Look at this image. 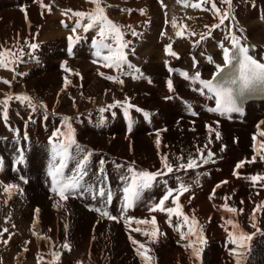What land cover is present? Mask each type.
<instances>
[{
  "label": "bare ground",
  "instance_id": "1",
  "mask_svg": "<svg viewBox=\"0 0 264 264\" xmlns=\"http://www.w3.org/2000/svg\"><path fill=\"white\" fill-rule=\"evenodd\" d=\"M8 1L0 0V18L3 23L0 24V47L11 49L16 53L18 59L15 64H10L9 68H2L5 75L13 76L18 72V63L20 60L23 58L25 60L26 56L34 51L29 48L28 45L30 43L39 45L41 41L36 39V36H39L36 35V31L40 28L39 26L45 23V20L48 22L53 21L54 23H51L55 24L57 28L55 27L56 29L54 31L52 30L53 32H45L42 37V39H46L44 40L45 43L43 44V48L48 45L52 46L58 42L68 48L67 38L71 34L68 27H72V25L70 26V24H67V27L65 26L67 17L65 14L60 16L49 15L48 6L51 0H43L44 3L42 0H33L34 4H31L32 6L27 4V8H25L27 9L26 12H28V15L25 21L21 16L18 18L19 11L12 8V4ZM41 1L43 3L42 8L40 7ZM70 2L64 1L62 4L67 6L73 4L75 11H87L93 7L91 4H88L86 0L83 1L86 2L83 5H86L88 9H82L83 5L80 3V0ZM105 2L107 4L106 8L109 9H106L108 17L122 26L126 41H129L130 44H136L138 59L134 60L129 53H127V58L129 63L140 69V72H133L135 73L134 76L131 75L127 77V75L118 73L114 68H107L109 72L119 75L123 83L121 84L116 81H105L106 83H104L103 80L102 84L93 86V98H91L89 102H82L80 99H77L76 102H71L70 106L75 108L71 114H68V117L72 118L70 123L74 129L77 143L85 150L93 153L88 165V176L85 177L86 186L88 184L94 187L99 186L98 181L101 177L99 171L101 167L100 161H104L103 175L107 178L106 187L114 191L113 194H119L118 197L115 198L112 208L107 206L113 216L121 217V190L123 182L119 177L126 172L127 167L131 165L137 170L157 171L162 168L160 157L162 155H167L169 157V160L173 163L174 171L165 176L158 177L153 187L145 190L141 199L126 213L127 216L134 217L135 219L150 220L152 216H155L159 231L163 234L158 237L156 242H152V245H150L151 243H148L150 241L148 238L144 237L141 233L133 231V229L138 226L150 230L149 225H137L135 220H133L129 227L125 225L123 218L118 220H110L106 217L102 218L99 213L93 210L95 207L101 206V201L99 198L93 199L89 192H83V194L77 192L70 195L66 201H60L63 207L59 208L55 206V203L50 201L49 203L43 199L45 197L48 199L51 197L49 191L45 190L44 196H36V193L35 195L32 193L34 195L32 200H34L35 204L28 205V207L33 206L37 208V204L45 202V212L41 214L44 218V231H42V233L46 232V234L52 236L55 241L58 238L60 239V237L64 240L66 239V227L63 221L73 219L75 226L73 231L74 240L72 241L73 243L70 244V247L72 248L73 246V248L72 252H69L67 257L70 259H73V256L76 257L78 264H99L100 252H106L108 255L112 256V258L115 259L114 264H142L140 257L136 255L135 248L129 239L130 235L132 238L146 243L147 246L151 248L152 251L150 254L154 257V264H193L192 259H190V251L186 250L183 246L185 241H181L179 233L175 230L174 226L178 222L176 217H173L172 226H170L167 222L166 213L148 211L149 206L158 202L165 194L168 187L176 189L179 183L183 182L189 187V191L184 192L179 198V203L182 205V210L185 214L189 216L195 215L199 224L203 226L204 234L207 239V244L204 246V251L202 253V264H234V258L230 255V249L233 245L229 243L227 232L222 225L225 224L226 219L232 218L240 225L243 231L249 234L255 231L252 227V220L250 217L253 213L255 204L264 202V187L261 186L264 182H258L253 185L247 177L258 173L264 174V160H261L258 156L254 162L245 163V166L239 170H236L235 166L241 160H251L253 155L256 154L253 148L254 141L252 139L254 135L257 141L264 139V137L258 136L260 131H264V124L259 127V130H256L257 127L254 125L261 117L264 118V103H261L259 107L256 104L252 105L244 123L223 121L221 126L213 122L210 124L208 121L211 122V116L202 110L207 100L200 95V91H198V82L187 79L180 73L186 71L191 74L195 71H199L203 79L210 78L215 72L214 63L223 64L222 50L218 45L221 41L226 43L229 31H234L240 39L249 44L253 52L257 53L258 56L264 57V35L257 31L253 34L249 33V28L245 25L246 23L244 26L238 22L233 23L232 21L233 24L230 26L228 25L229 27L223 24V27L220 26L218 29H213L210 36L199 44L194 45V41L199 39V34L207 33L205 25L211 26L215 24L214 18L207 16L200 21V18L203 17L197 18L195 13L194 16H187L189 19L180 17L181 15H179L175 18L176 27H173L172 21L166 20L169 21V23H167L170 25L162 27L165 29L162 31V34L161 28L158 29L157 24L154 23V25H151L152 23H150V25L145 26V23L142 22L152 16H156L155 19L159 21L155 4L154 6L150 4V2H154V0H139L137 5L142 3L139 5L140 7H135V9L131 11L126 10L124 7L118 9L117 6L116 10L111 9L109 5L114 4L113 0H105ZM127 3L128 2H124L119 5H126ZM141 9L144 10V14H141ZM75 19L74 17L73 22ZM17 20L20 23H18ZM138 23L142 29H131L128 27H137L135 25ZM160 25L161 21H159L158 26ZM249 25L250 27H255L253 23ZM256 28L257 27L254 29L256 30ZM132 30L138 35H132ZM80 31L83 32L82 29H80ZM189 31L196 32L197 35L176 36L177 32L187 34ZM89 32L96 33V30H90ZM77 34L80 35L78 32ZM21 43L22 45H20ZM169 43L172 44V50L178 54V58L165 52V46ZM157 46H160V49H154L157 48ZM225 46L230 47L229 41ZM21 50L23 51L21 52ZM81 51L82 50H77V52L81 54L78 57H81L82 61L83 59H88V57L91 58V56L87 55L88 53L84 54L81 53ZM141 52L144 53L145 58L140 57L139 53ZM167 55L168 58L165 59ZM209 56L213 57L214 63L209 62ZM147 57H149L150 60ZM165 62H167V64ZM82 63L83 62H81V64ZM66 64L68 63L61 64L60 66L65 67ZM86 67L88 69L89 66ZM126 67L127 65L124 66V68ZM169 67L175 71L170 72L168 70ZM129 71L131 70H127L126 72ZM99 73L98 70H93V72L88 70L83 78H91V76L95 78V74ZM169 79H171L173 83L172 89L168 88ZM24 89L27 90L26 87H24ZM23 92L25 93L27 91ZM36 93L43 94L39 89ZM126 98L128 103L142 110L136 111V108L129 110L131 128H129V117L124 115L122 107L119 105L112 108L108 107L109 105L115 104L116 101L123 102ZM88 99H90V97ZM32 101L37 105L36 109L41 108L37 98H32ZM21 103L24 105L23 102ZM187 103L188 105L190 104L192 108L196 107L200 112L198 117L192 118L190 114L192 110L189 111ZM20 105L18 106L20 107ZM46 105L51 107L53 103L51 105ZM89 107L91 120L88 119L86 116L87 114L85 115L83 113V111ZM101 108L106 110L101 112ZM36 109L35 111L31 110V113H36L38 110ZM46 112L45 113L48 114L50 118L54 116L49 113V111ZM144 112L149 113V115L145 117ZM31 113L30 115H32ZM38 113L39 112H37V114ZM77 113L81 114L78 115ZM21 115L22 114H20V116ZM30 115L27 117L26 123L22 122L21 126L27 129L28 137L32 138L34 136L33 125L42 122L46 116L42 113L40 118L36 117L33 119ZM39 115L40 114H38V116ZM64 116L67 115L64 114ZM64 116L56 118L55 126L57 125V128L66 131L63 124ZM22 119L23 118H21V120ZM192 119H196V121L192 122ZM33 121L35 122L31 125ZM11 123L14 125V122ZM208 125H211L220 132L221 138L219 140L215 138V133H212L211 137L209 136ZM48 126L49 128L42 127L43 129L40 130L39 127L37 129L40 136L44 139L40 138L41 141L38 143V146H41V144L45 146V148L39 147L38 149L40 151L32 153V155H37L36 157L39 161H41L42 157H44L47 152V146L44 144L46 136H49V134L53 132L54 125ZM157 132L160 134L159 139L161 142L159 149L155 143ZM209 139H211L210 144H208ZM205 144H208V148L214 153V156L208 163L200 161L198 158L199 154L196 151L198 147L202 148ZM206 152L207 150L205 151V156ZM189 156L197 158L200 166L191 170H175V166L179 164L180 161H186ZM178 157H182L183 159L178 160ZM117 164L123 165V167L117 168ZM72 166H74V161H70L69 167L71 168ZM41 168H46L45 164L42 162L40 164V169ZM234 171H238L239 176L234 175ZM180 175H183V178H180ZM49 178L50 177H48V179ZM48 179L46 180V185L48 184ZM108 181H110L112 185H108ZM224 181H227V183H222ZM217 185H220V187H217ZM213 192H215L214 196ZM226 196L230 198L227 200L229 206L237 208L238 211L236 214L228 213L221 207L225 203L224 197ZM72 197L73 199H71ZM57 199L59 200L58 196ZM171 200L172 197L166 202V206H173ZM49 209H57V213L53 214ZM240 209H243V211L240 212ZM20 222L23 223L22 221ZM256 223L261 231L258 232L250 242L251 251L248 255L247 264H264V212L257 214ZM32 227H34V225ZM226 227H228L229 230H233L231 225H226ZM22 230L25 231L26 228H22ZM102 245L104 248L98 250V246ZM18 246L20 251L28 252L30 256H32L33 253H37L36 248H33L36 251L32 253V251L22 250V244L18 243ZM259 251H261L260 255L253 257V253ZM23 259H25V257ZM37 261V259L35 261L32 257V263L29 264H37ZM63 264L71 263L64 262Z\"/></svg>",
  "mask_w": 264,
  "mask_h": 264
},
{
  "label": "snow or ice",
  "instance_id": "2",
  "mask_svg": "<svg viewBox=\"0 0 264 264\" xmlns=\"http://www.w3.org/2000/svg\"><path fill=\"white\" fill-rule=\"evenodd\" d=\"M93 7L87 11H73L68 9L65 11V15L71 12V16L75 17L74 26L71 29L72 35L68 36V52L71 54L73 45L78 42L82 37L77 34V29H82L83 32L87 33L90 30H96V37L92 39V46L94 48L93 55L97 58L93 63H101L102 66L106 68H114L118 73L124 75H131L133 72L139 73L140 69L136 68L134 65L128 62L126 49L129 47L130 42L125 40V33L122 31V26L112 21L106 13V5L104 0H88ZM222 4L227 7L223 10L217 7L216 0H200L199 3H194L191 6L194 8H202L204 4H210V8H203L205 11H212L213 15L218 18V23L212 24L211 26L205 25L207 33L199 34V39L194 41V45L199 44L201 41L205 40L211 35L213 29L220 28L221 25L225 23V20L234 19L232 16V0H221ZM43 6V5H42ZM48 10L51 11L50 6ZM131 11V10H128ZM141 14H144V10L141 9ZM71 18V17H70ZM86 21V22H85ZM173 27H176V20H172ZM67 27V25H65ZM129 28L131 26H128ZM186 27V26H185ZM132 35H138L134 30H132ZM181 32H177V36H181ZM190 35H197L195 32H190ZM228 41L230 47H226L223 41L219 42V47L222 50L223 64L214 63L213 57L209 56V62L214 63L215 73L211 79H203L199 71L194 73L181 72L187 79H191L194 82H198L200 86L201 94L207 91L208 98L214 100L215 106L208 108V111L219 113L221 116H228L231 113H240L242 108L239 104V100L246 94H251L254 92H264V58H256L250 53L249 46L242 44L240 37H238L234 31H229ZM29 48L35 50L39 45L36 43H30ZM23 50H21L22 52ZM165 52L171 56H176L178 54L172 50V44L169 43L165 46ZM18 59L16 53L11 49H4L0 47V67L9 68L10 64H15ZM167 64V62H165ZM131 71L124 72V66ZM170 72L175 71L171 67L168 69ZM104 76V73H99ZM109 80H113L119 83H123V80L117 76H107ZM3 83L10 84L11 82L0 78ZM70 83V81L65 77V87ZM172 80H168V88L172 89ZM18 100L21 102H27L28 106L35 111L37 105L32 101V98L27 94L14 95L12 93H6L5 98L0 99V116L7 121L8 118V106L11 100ZM119 105L123 108L124 115L129 117V110L136 108L135 105L128 103L127 98L125 101H116L115 104L109 105V108ZM40 107H46L43 103ZM192 106L189 104L188 109L191 111ZM106 109L101 108L100 111L104 112ZM136 111H142L136 108ZM145 117L149 113L144 112ZM192 115H196L192 112ZM71 117L64 116L63 124L66 131H61L57 128L50 137L51 143V159L48 167V176L51 177V191L53 194L59 197L56 202V207H63L60 201H66L70 195L80 192H89L93 199L99 198L101 201L100 207H95L93 210L99 213L102 218H108L110 220H118L120 218L124 219L126 226H131V222L135 220L137 225H149V229H143L141 227H136L133 231L141 233L144 237L148 238L151 242H156L158 237L163 233H160L157 220L155 216L151 219H135L134 217L127 216L126 213L129 209L133 208L137 201H139L145 192V190L153 187L154 183L157 181L158 177L165 176L168 173L174 171L173 163L169 160L167 155H162L161 159V170L148 171V170H137L134 166H128L126 172L119 177L123 182L122 187V203H121V217L111 215L108 210V205L113 201V192L110 188L106 187V176L103 175L104 161H100V173L101 177L98 181L99 186L94 187L91 184L86 186L85 177L88 176V165L93 153L91 151L82 148L75 139V132L70 123ZM264 124V121L260 122ZM208 133L211 137L212 133H215V138L219 140L221 138L220 132L208 125ZM260 125H257L259 129ZM129 128H131V120L129 123ZM157 139L155 141L157 148L160 147L159 132H157ZM259 135L264 137V131H260ZM253 148L255 155L251 160H241L239 161L235 168L239 170L245 166V163L254 162L257 157L264 160V139L257 141L256 136H253ZM211 143L209 139L208 144ZM208 144H205L202 148H197V153L199 154V160L203 163H208L209 160L214 156V153L208 148ZM206 156H205V151ZM223 150V149H222ZM82 154V155H81ZM178 160L183 159L178 157ZM23 161V153H20L19 160ZM70 161H74V166L69 167ZM3 162L0 161V169H2ZM200 164L197 158L189 156L184 163H179L175 166V170H187L198 168ZM117 168L123 167V165L117 164ZM67 170V171H66ZM234 175L239 176L238 171H234ZM21 180L24 178L21 176ZM253 185L258 182H264V174H255L247 177ZM166 183V181H165ZM222 183H227L224 181ZM264 187V184L261 185ZM0 187L3 188V192L9 197L12 192L22 191L16 184H2ZM220 187V185H217ZM189 191V187L183 182L179 183L178 188L173 189L168 187L165 194L158 200L151 204L148 208L149 212H160L167 214V222L172 226L173 217H176L177 224L174 226L175 230L179 233L181 241H185L184 248L190 251V259H192L193 264H202V253L204 251V246L207 244V239L204 234L203 226L199 224V221L195 215H187L182 210V205L179 203V195L184 192ZM176 193L174 196L173 194ZM215 192H213V196ZM172 197L171 204L173 206H166V202ZM211 198V197H210ZM229 197H224L225 203L221 206L226 212L236 214L237 208L229 206L227 200ZM240 212L243 209L239 210ZM37 220L34 222L38 223L39 209L35 210ZM264 212V202L255 204L253 208V213L250 217L252 220V227L255 231L251 234L243 231L240 225L234 221L232 218L225 220V231L228 235V241L233 247L230 249V255L234 258V264H247L248 255L251 251L250 242L253 237L261 230L257 227V214ZM226 225H231L232 229L229 230ZM67 227V225H65ZM7 232V229L3 230ZM39 238V237H38ZM44 239H49L48 237H43ZM132 245L135 248L136 255L140 257L142 264H154V257L150 254L151 248L147 246L146 243H142L139 240L129 236ZM64 249H68L69 245L64 243L62 245ZM50 259L48 264H57L60 259V252L53 250L50 254Z\"/></svg>",
  "mask_w": 264,
  "mask_h": 264
},
{
  "label": "rangeland",
  "instance_id": "3",
  "mask_svg": "<svg viewBox=\"0 0 264 264\" xmlns=\"http://www.w3.org/2000/svg\"><path fill=\"white\" fill-rule=\"evenodd\" d=\"M9 1L12 4L11 5L12 8H14L16 11H19L18 18L21 16V18H23V20L25 21L27 19L26 16L28 15V12H26L27 10L26 5L29 4L30 6H32L31 4H34L33 0L31 1L30 0H14V1L9 0ZM42 1L40 3L41 8L43 7L42 5L44 3V1L43 3ZM64 1L73 2L74 0H51V2L49 3L51 11L48 10L49 15L60 16L64 14L65 11L68 9L75 11L73 4L67 6V5L62 4L64 3ZM83 1L85 0H80V3L82 5L86 2L90 4L88 0H86V2H83ZM114 1L115 0H113L114 4L113 5L110 4L109 7L115 10L117 9V7L118 9H120L121 7H124L126 10H134L135 7L139 8L140 7L139 5L142 4L140 3L137 5V2L139 0H116L115 2ZM124 2H128V3L126 5H119V4H123ZM199 2L200 0H157V1L154 0V2H150V4L152 6H154L155 4V9L156 11H158V17H159V21H161V25L158 26L159 21L155 19L156 16L149 17L148 19H145L142 22L145 23V26L150 25V23H152L151 25H154V23L157 24L158 29L161 28V33L163 30H165L162 27H166L170 25L168 24L169 21H166V20L168 19L172 21L173 19L177 18V16L179 15H181L180 17H185L186 19H189L188 17H190L191 15L194 16V13H195V15H197L196 16L197 18L203 17V18H200V21H202L204 17L209 16V17L214 18L215 23H218V19L217 17L213 15V13H211L212 11L202 10L203 8H210L211 7L210 4H204L202 5V8H194L191 6L192 4L199 3ZM216 3H217V7L221 8V10L227 7L226 5L222 4L221 0H216ZM104 4L107 5L105 0H104ZM232 4H233L232 16H234V19L230 18L228 20H225L224 25L230 26L234 22H238L241 25H244L246 23L245 25H247V27L249 28L248 30L249 33L253 34L255 31H257V32H260V34L264 35V0H232ZM91 6L93 5L91 4ZM82 7H83L82 9H85V8L88 9L86 5H83ZM80 11H85V10H80ZM73 18L74 17L71 16V12H69L67 14L65 24L66 25L70 24V26L72 25L73 27V24H74ZM51 22L54 23L53 21L48 22L47 20H45V23H43L42 26H39L40 28L37 29L36 35H39L40 37L36 36V39H38L41 42L39 43V46L36 48V50H34L32 53L26 56L25 60L24 58L20 60V62L18 63L19 67H18L17 73H15L13 76H7L4 74V71H2L3 67H0V75L2 74L0 77L11 82L10 84H5L2 82V80H0V99L5 98L6 93H12L14 95L27 94L31 98H34V97L37 98L39 100L38 102H40L39 104L43 103L46 106V107L37 108L38 110L37 109L36 110L37 112H39L38 114L40 115L38 116L36 112L34 113L36 115L35 116L33 113H31L32 109H30L27 102L26 103L23 102L24 105H22L21 101L13 99L9 102L7 121L5 122L2 116H0V160L3 162L2 169H0V177L2 176L0 179L1 180L0 183L16 184L19 186L20 189H22V191L14 190L11 196L9 197L7 194L3 192V188L0 187V264H17V263L18 264H29V263H32V257L35 261L36 259L38 260L36 262L37 264H48V261L50 259L49 254L53 250L60 252V259L57 262V264H63L64 262L71 263V264H78L76 257L73 256V259H70L69 257H67L68 253L69 252L71 253L72 248H73V246L72 248L70 247V244H72L73 243L72 241L74 240L73 231H74L75 226L73 223V219L69 221H63L64 225H67L66 234H65L66 239L64 240L62 237H60V239L58 238L55 241L53 237L48 236L49 234L47 235L46 232L42 233V231H44L43 229L44 228L43 227L44 218L41 214L45 212L44 210L45 202H42V203L40 202L39 204H37L36 205L37 208H34L33 206L28 207V205H32L34 203V200H32V198L34 197L35 193H36V196H39V195L44 196L45 190L50 192L51 197L49 199L46 197L43 199H45L47 202L50 201L55 204L58 201L57 196H55V194L53 195L51 191V187H50L51 177L48 179L49 176H48V171H47L49 167L50 159H51L50 137H52V133L57 128V125L55 126L56 118L64 116V114H66L67 116L68 114H71L75 108L73 106H70L71 102H74V101L76 102L77 99H80L82 102H89L91 98H93L94 96V94L92 93L93 86H98L99 84H102L103 80H104V83H106L105 81L114 82L113 80H109L106 77L107 76H117V74L109 72V70H107L106 67L102 66V62L93 63V61L97 59L93 55L94 48L92 46V39L96 37L95 32L84 33V32H81L80 29H77V32L80 35L82 34L81 35L82 39H80L78 42L75 43V45H73L74 47H72L71 54H69L68 48H66V46H63L60 42L55 43L52 46L48 45L47 47L43 48V44L45 43L44 40L46 39H42V37L45 34V32L48 33V32H51L52 30L54 31L57 28L55 24H52ZM252 23L255 27H257L256 30L254 29L255 27H250L249 24H252ZM0 24H3L1 18H0ZM224 25H221V27H223ZM135 26L137 27L131 26L130 28L131 29H136V28L142 29L139 23L136 24ZM72 27H68L70 32H71ZM190 32L192 31H189L187 34L183 33L182 35L190 36ZM70 35H72V32ZM176 36H177V33H176ZM227 43H228V39L226 40L225 44ZM20 45H22V43ZM154 49H160V46H157V48H154ZM77 50H82L81 53H84V54L88 53L87 55L91 56V58L88 57V59L86 60L83 59L82 61V58L78 57L81 54L77 52ZM126 52L129 53L134 60L138 59V50H137V46L135 43L129 44V47L126 49ZM139 55L141 58H145L143 52L139 53ZM147 58L150 60L149 57ZM167 58H168V55L165 59ZM81 62L83 63L81 64ZM64 63H68V64H66V66L64 65L65 67L60 66L61 64H64ZM86 66H89L88 69ZM88 70L90 72H93V70H98L100 73H104L105 75L101 76L100 74H95L96 75L95 78H93L92 76L91 78L90 77L83 78L86 71ZM127 70H129L127 67L123 69L124 72H126ZM134 74L135 73H132L131 75L134 76ZM131 75H127V77ZM65 77H67V79L70 81L67 87H65ZM24 87H26L27 90H25ZM38 89L41 90L43 94L36 93L38 92ZM23 91H27V92L24 93ZM89 97L90 99H88ZM49 102L50 103L52 102L53 106L50 107L46 105V104H49V105L52 104V103L50 104ZM18 105H20V107ZM27 109L28 110L30 109L29 112ZM23 110L25 113L23 112ZM46 111H49V113H51L54 116L50 118L48 114H46L47 113ZM40 112H42L44 116H46L44 117L45 120L43 119L42 122L37 123V124L36 123L34 124L35 121H33L31 125L34 124L33 126L35 127V128L33 127L34 136L32 138L28 137V134H27L28 132L26 131L27 129L22 127L21 124L22 122L26 123L27 117L30 115V113L32 114L30 115L31 118L33 119L36 117L40 118L42 115V113ZM81 113H77V114L79 115ZM83 113L85 115L87 114L86 116L88 117L89 120H91L90 107L86 108L83 111ZM20 114L22 115L20 116ZM19 117L23 118L22 119L23 121ZM10 121L14 122V125ZM48 125H54L53 132L49 134V136L48 135L46 136L44 144L47 146V152L45 153L46 155L42 157L41 161H39V159L36 157L37 155H32V153H34L35 151L37 152L40 151L38 148L39 147L45 148V146L42 144L41 146H38V143L43 138L40 136V133L39 131H37V129L39 127H40L39 128L40 130L43 129L42 127L49 128ZM61 131H64V129H62ZM10 136H12L13 138L12 140ZM11 141H13V143H17L18 146L10 143ZM21 152L23 153V161L18 163L17 161L19 160V156ZM2 155H4L5 157L1 158ZM26 156L31 157L29 160L30 161L29 168L27 167V162L25 160ZM13 161H15V163L12 168L10 166V162L13 163ZM41 162L45 164L46 166L45 169H42V168L40 169ZM184 162L186 161L185 160L180 161V163H184ZM40 171L43 173H41ZM21 176L24 178L23 180L20 179ZM180 178H183V175H180ZM47 179H48V184L46 185ZM46 186L47 187L49 186V187L47 188ZM33 191H36V192H33ZM20 192L21 193L23 192V193L21 194ZM22 196L24 197V199ZM71 199H73V197ZM24 200H25V204H24ZM36 209H39L38 223L34 224V222L37 220V216L35 212ZM49 211L52 212L53 214L57 213V209H49ZM20 221H22L23 223H21ZM33 225L34 227H32ZM22 228L23 229L26 228V230L23 231ZM33 228H36V229H33ZM4 229H7V232H4L3 231ZM43 237H48L49 239H44ZM18 243L22 244V250L30 251V252L32 251V253L33 251L35 252L37 250V253L36 254L33 253L32 256H30L28 255V252L20 251ZM64 243H67L69 245L68 249H64L62 247ZM148 243L149 244L151 243L150 245H152L151 241H149ZM33 248H36V250H34ZM102 248H104L103 245L98 246V250ZM260 253L261 251L257 253L254 252L253 257H256V255H260ZM24 257L25 259H23ZM99 257H100L99 264H114L115 263V259H113L112 256L108 255L106 252H100ZM86 264H90V263H86Z\"/></svg>",
  "mask_w": 264,
  "mask_h": 264
}]
</instances>
